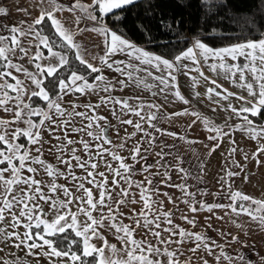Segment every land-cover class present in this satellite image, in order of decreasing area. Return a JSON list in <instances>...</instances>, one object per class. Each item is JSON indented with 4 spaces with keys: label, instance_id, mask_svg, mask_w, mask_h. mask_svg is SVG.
Returning a JSON list of instances; mask_svg holds the SVG:
<instances>
[{
    "label": "snow or ice",
    "instance_id": "snow-or-ice-1",
    "mask_svg": "<svg viewBox=\"0 0 264 264\" xmlns=\"http://www.w3.org/2000/svg\"><path fill=\"white\" fill-rule=\"evenodd\" d=\"M138 0H91L85 3L84 0H71L70 4L60 3L59 0H36L35 8L39 15L34 17L31 22L19 21L11 26L0 25L7 34H0V112L8 114V118L0 117V244L16 249L24 248L27 255L38 257L43 255L49 260V264H89V258L94 264H192L193 257L188 256L184 261L179 259L178 253L183 254L180 246L187 241L193 243V247L188 251L193 255L197 251H202L213 256L216 264L224 260L226 264H256V262L247 259L240 252L235 255L225 251V245L218 244L215 240L207 237L203 232H191L180 225L173 223L172 211H164L163 201L154 200L153 196L159 194V189L153 186V174L150 169L153 167L164 168L162 175L167 179H162L161 183H167L171 179L170 169H175L184 176L189 173L181 165L183 158L177 156L173 165L161 164L166 155L163 151L155 153L159 158L156 164H141V172L148 173L144 181H135L132 179L133 165L126 164L124 158L116 152L104 148V144H111L107 136V129L101 127L99 121L106 120L105 117L92 115L87 116L84 112L68 113L69 116H81L88 119L89 123L86 128H73L74 132L87 130V135L94 140L102 141L96 144V156L103 158L107 153L113 160L118 161L117 168H112L111 164L106 163L108 170L113 174L112 184L119 191L113 196V192L107 189V176L102 172H95L97 163L90 156L88 161H81L77 156L76 149L73 148L71 159H65L63 150L57 148V160L64 164L68 170V175L72 181L77 183V190L82 192L80 196H73L72 192L64 185L55 182L56 176H64L65 173L55 169L51 164H46L39 156L33 157L30 154L29 147L18 141L23 137L27 140L28 145H39L41 140V127L45 121L55 123L52 120V114L63 116L65 109L62 108L60 101L65 95L85 93L86 90H93L103 83L102 90L109 92L115 85L104 82L101 67L106 65L107 68L124 74L127 80H134V73L140 71V67L131 62L112 60L111 57L122 53L130 58V61L137 60L141 64L150 65L161 75L154 76L147 72L153 80L159 82L160 94H166L170 87L174 86L176 77L174 73L179 69H187L185 74L191 71L199 73L200 77L204 76L200 68L201 62L208 64L212 71H222L225 78L230 80L234 85L247 92V96L237 95L227 89H221L222 86L217 84L216 80H210L213 87L206 90V98L222 108L224 111H230L241 123L234 127L251 135L253 139L264 138V126H259L254 119L249 117H259L264 111V33H261L258 39L245 38L242 42L213 48L200 39H196L192 46L182 50L173 60L154 55L144 48L137 46L127 39L119 28L113 30L106 23V18L113 20V23L121 21L123 17L120 12L126 10L129 6L136 4ZM202 4L210 3V0H201ZM25 15H30L27 9H18ZM68 12L69 17H63V13ZM9 9L0 6V15L7 16ZM60 14V16L57 15ZM54 34L45 33L43 25L45 21ZM90 22L91 26H84V22ZM179 24V21L175 22ZM163 26V22H162ZM141 27V25H138ZM142 30H146L142 28ZM84 32L96 33L101 38L100 45L93 47H102L103 55H95L89 51L88 47L80 42L77 37ZM147 34V33H146ZM35 49V51H33ZM45 51L47 55H45ZM71 57L83 66L85 73L97 74L90 83L87 75L81 74L79 69L73 68ZM27 58L28 63L33 65L34 71H30L22 63L14 62ZM243 58V63H241ZM184 60H189L195 66L189 68L184 64ZM231 61V62H229ZM67 73V75H65ZM166 73V75H164ZM17 74H22L23 79ZM193 87L199 84L195 76H190ZM26 81L28 83H26ZM47 81V86H46ZM137 83L144 81L136 80ZM117 83L121 88L126 87L125 80H119ZM145 87H155V85L144 84ZM48 87L54 90V95H50ZM185 104L188 103L178 90L174 92ZM195 95L199 97V93ZM217 99H213V97ZM38 98L46 102V109L33 107V98ZM230 97H235L241 102L240 106H234L228 103L227 108H223L220 101H229ZM104 103L120 105L122 113H132L139 117V120L133 124L131 119L121 120V123L133 125L136 131L144 132L148 145L154 146L156 136L152 132H145L142 122L147 123L150 128L156 132H161L169 136H176V133L166 132L163 129L156 128L153 121L158 119L157 113L160 106L153 103H145L136 98L135 106L131 105L128 100H121L111 96L101 97ZM76 105H73L75 109ZM87 109L95 113L97 105H86ZM145 109L148 111L145 112ZM212 111H216L215 108ZM115 115V110H113ZM192 115L196 117L189 127L200 120L205 129L211 133L207 138L217 143L209 149V152L215 151L219 147V142L229 135L232 127L227 121L223 126H217L213 121L188 109L182 112L173 113L171 116L165 115V119H171L173 116ZM39 117L37 123L33 118ZM119 119V117H118ZM232 117H228L231 120ZM67 120L62 124L67 125ZM24 124L25 127H20ZM228 128L225 131L224 128ZM52 131V129H49ZM136 132L131 133L135 136ZM67 136V133H65ZM59 139V137H57ZM194 143L195 141H187ZM66 144L71 145L74 141L66 139ZM86 151H90L89 144L81 141ZM234 143V141H233ZM121 144L119 147H123ZM150 147L143 149L141 143L137 142L132 149L131 159L135 163L146 161V153ZM37 153L41 148L35 149ZM236 149L232 148L231 153ZM264 152V144H260L257 151L254 152L253 158ZM245 155V159H247ZM77 161L76 167L85 170L86 176L79 177L72 172L71 160ZM39 164L46 168L47 173L51 176L52 182L47 186L49 193L55 194L58 190L63 192L64 200L58 197L53 199L52 195L46 194L41 188V182L33 176H22V170L26 169L29 173H36L37 169L30 166ZM236 163L235 161H233ZM259 163V160H257ZM237 167L239 164L237 163ZM91 168L93 171H88ZM239 175V173L228 170V178ZM100 177L97 180L96 177ZM117 177L119 179H117ZM221 179H224L222 177ZM93 184L99 190V198L95 199L90 188L85 187V183ZM227 183V181H225ZM23 184L26 189L20 194L13 195L14 186ZM184 190L185 197H194L195 193L187 191V185H169ZM139 193V200L136 199V192ZM228 204H206L199 202L201 209L211 212L213 208H226L237 216L247 215L251 220L260 225H264V200L255 199L246 195L239 190L233 191L231 184H228ZM168 196L167 193H163ZM11 196V199L9 197ZM39 200L50 203L49 212L54 213V218L49 221L48 213L41 207ZM171 202V197H168ZM183 202L188 205L192 213L198 211L194 200L184 199ZM140 204L139 212L135 208H129V213L121 211L122 206ZM72 206L76 211H72ZM14 209H18L19 215ZM106 209V211H105ZM99 212V216H94V212ZM6 213L10 216V223H5ZM83 215L86 219L81 221L79 216ZM127 218L130 223H124ZM181 219L195 227V219H189L187 215H182ZM222 219V217H220ZM164 227H161V225ZM210 226V225H209ZM242 227L241 225H237ZM23 227L24 232L19 229ZM138 230H142L141 238L137 239ZM105 232H110L119 243H110ZM162 232L167 236L162 237ZM71 238L69 237V234ZM221 235H224L221 233ZM232 242L243 243L239 241L238 236L231 235ZM151 237L152 239H149ZM175 238V239H174ZM97 242L99 246H97ZM63 245V246H61ZM172 245H176L175 248ZM47 248V250H45ZM39 249V252L35 250ZM78 249V250H74ZM4 248H0V252ZM218 252V254H217ZM12 255L11 253L9 254ZM163 258V259H162ZM202 264H209V261L203 256L199 257ZM0 264H22L19 257L14 259H5L0 257ZM259 264H264V257H260Z\"/></svg>",
    "mask_w": 264,
    "mask_h": 264
},
{
    "label": "crops",
    "instance_id": "crops-1",
    "mask_svg": "<svg viewBox=\"0 0 264 264\" xmlns=\"http://www.w3.org/2000/svg\"><path fill=\"white\" fill-rule=\"evenodd\" d=\"M35 2L36 0H0V6H4L9 9V13L7 16L0 15V25L11 26L13 24L18 23L19 21L31 22L34 17L39 15L38 10L35 8ZM59 2L64 4H70L71 0H59ZM84 2L90 3L91 0H84ZM18 9H27L30 15H25L23 11H18ZM57 15L60 16L59 13H57ZM69 15L70 14L68 12L63 13V17H69ZM84 26L90 27L91 24L90 22L85 21ZM0 34L6 35L7 32L4 28L0 27ZM77 39L80 42L84 43L88 47L89 51H92L95 55H103L102 47H93L94 45L101 44V38L96 33L84 32L81 33L77 37ZM201 41L204 42L203 40ZM204 43L209 45L206 42ZM33 51H35V49H33ZM150 53L158 55L153 52ZM45 55H47V52H45ZM112 60L131 62L134 65L140 67L141 70L134 73V80H127L124 74L109 69L106 65H99L101 67L102 72H106L108 80L113 77L121 78V80L126 81L127 86L131 85L133 87L132 91L136 92V95L140 98V100H142L146 104L153 103L159 105L160 111L159 113H157L158 119L156 121H153V123L156 125V128L163 129L166 132H172L177 134L176 136H169L161 132H156L154 128L149 127L147 132H152L156 136L154 146H149L153 154L151 152L146 153V161H142L141 163L146 162L147 164H156L159 158L155 155V153L163 151L164 153H170V155H166L164 160L160 161V163L165 165H173L177 156H182V154L184 153L186 154L185 150L181 151L180 148H176V146H174L175 144L177 145L178 140H180L179 138L182 137L186 141L193 139L200 141L197 149L200 151L196 152L195 148H191V150L195 151L190 152L186 156L187 159L185 163L187 164L183 163L184 165H181L189 173L187 176H184L182 173H179L174 168L170 169L169 175L171 176V179L168 180L165 184L161 183L160 181L162 179H167L166 177H163L162 175H155V173L158 172L163 173L164 168L153 167L149 170L150 173L153 174L152 183L154 187H157L159 190H166L165 188H169L174 191L173 197H171V199L173 200H171V202L168 201V203L170 204L173 203L171 207H169L168 205V209L173 210V222L188 231L203 232L207 237L211 238L212 240H215L218 244L225 245V251H227L231 255H235L236 252H240L247 259H250L256 262V264H259L260 257H264V225H260L256 221L251 220L247 215L241 214L237 216L226 208H213V210L209 212L206 209H201V205L199 202L203 201L204 203L210 205L228 204V184H231V188L233 191L239 190L246 195L254 197L255 199L264 200V152L260 153L255 158H253L252 155L254 152L257 151L260 145L259 142H264V138L258 140L253 139L249 134L250 136H247V151H244L245 149L242 148L238 149L234 153L233 159L229 163V167L224 168L223 155L221 152H218L219 154L217 153V149L219 147H216L215 151L209 152V149L212 148L217 142L211 141L207 138L211 133H209L205 129L204 125L201 123L200 120H197L195 124L189 127L191 122L196 119V117H193L192 115L173 116L171 119L164 118L165 115L171 116L173 113L182 112L185 109H188L189 112L196 111L201 115V117L208 118L209 120L213 121L214 124L217 126H223L225 124V121H227L228 125L233 126L232 131H230L227 137L229 139L231 138L237 140L240 134L237 132L234 126L241 123V121L237 119L230 111H224L216 104L210 102L206 98V90L208 87H213V85L210 83V80H216L217 84L222 86L221 89H218L219 91L227 89L228 91L236 93L237 95L244 96H247V92L234 85L230 80L226 79L222 71L218 70L214 72L209 68L208 64H205L202 61L200 68L203 71L204 76L208 78L207 80H205L204 77H200L199 73L196 71H191L189 74H185L187 72V69L181 68L179 69V71H176L174 73L176 77L174 86L170 87L167 90L166 94H160L159 89L160 87H162V85H160L158 81L153 80L151 76H147V72H151L154 76H159L161 75L160 71H157L150 65L141 64L140 61H130V58L122 53L111 57L109 62H111ZM14 62L22 63L30 71H34L33 65L28 63L27 58L20 61H17L14 58ZM240 62H244L243 58H241ZM183 63L189 65V68L195 67L189 60H184ZM17 75H19L21 79L24 78L22 74ZM164 75H166V73H164ZM190 76H195L198 78L199 84L196 87H193V83L190 79ZM136 80L144 81V83H137L135 82ZM26 83L28 82L26 81ZM106 83L113 82L107 81ZM145 83L149 85H155V87H145ZM117 87H120V90L116 89L117 91H119V94H127L129 96V93L131 92L130 90H127L124 87L121 88L120 85ZM114 89H111L109 92L106 93H108L109 95H114V93L117 92ZM176 90H178L180 94L186 100H188L187 104H185L183 101H181L178 97L175 96L174 92ZM196 92L200 94L199 97L195 95ZM83 96L84 94L80 93H76L74 95L69 94V97L72 100L75 99L74 101L78 100L76 98H83ZM213 99L215 100L217 99V97L214 96ZM89 101L90 99L78 103L86 105L90 104ZM220 103L221 105H223V108H227L228 103H232L234 106L237 107H239L241 104V102L235 97H230L229 101L221 100ZM213 108H215L216 111H212ZM147 111L148 110L145 109V112ZM230 116L232 117V119L228 120V117ZM0 117L8 118V114L0 112ZM249 118L254 119L257 125L264 126V111H262L259 117L253 118L250 116ZM54 120L61 121V119ZM19 126L25 127L24 124H20ZM224 130L228 131V128L226 127L224 128ZM70 136L73 137L75 135L69 134L67 137L71 138ZM57 137H59V139H57ZM108 137L110 138V140H112V135H109ZM45 139L48 140L49 144L46 148V152L50 154L48 151L55 152L57 150L55 146L59 144L60 140L64 139V134L47 133L44 134V140ZM144 140H146V138ZM173 141L176 143H173ZM166 143H169V146ZM250 147H253V150H249ZM186 150H189V147H187ZM215 152L218 154V159L216 163L219 162V165L218 167H216L215 163L214 166L210 167L209 160ZM245 155H247V159H245ZM257 160H259V163H257ZM131 161L132 160L129 159V162L127 164L131 165ZM233 161H235L236 163H234ZM237 163L239 164V167H237ZM259 165L261 166L260 168ZM228 170L235 173H239V175L228 178L226 176V172ZM146 175H148V173H142L140 165L133 180L143 181L145 180ZM222 177H224V179H221ZM225 181H227V183ZM177 184L187 185V191L195 193V196L185 197L183 189L169 186ZM15 188L16 186H14V189ZM22 188H26V186L22 184ZM20 192L21 190L16 191L17 194H15L14 192L12 194L18 195L20 194ZM135 192L136 194H138L137 191ZM153 199L163 200L157 195H154ZM184 199H190L197 202L196 207L198 211L192 213L189 210L188 205L183 202ZM14 211H16V214L19 215L18 209H14ZM182 215H187L189 219L194 218L196 222L195 227H193V225L191 224H188L185 220L181 219ZM220 217H222V219H220ZM10 219V216H8L6 213L5 223H10ZM211 220L217 222L216 228H212V231L214 232L210 231L211 228L209 226V222ZM237 225H241L242 227H238ZM161 227H164V225L162 224ZM19 231L23 233V227H21ZM221 233H223L224 235H221ZM229 233L231 235L238 236L239 241L243 243L241 244L232 242L231 236L228 235ZM163 236H167V233L162 232V237ZM97 246H99L98 242ZM193 246L194 245L191 241H187L180 246L183 254L180 255L178 253V256L181 261H184L188 256H192V264H202V261L199 259V257L203 256L209 261V264H216V261L214 260L213 256H210L207 253L197 251V253L193 255L191 252H189L188 249ZM117 247L119 246L117 245ZM172 247L175 248L176 245H172ZM0 248H4V251L0 252V257H4L5 259H14L15 257H19L22 261V264H49V260L47 257H44L43 255H40L38 257L27 255V250L24 248L16 249L11 247L10 244L8 247H5L4 245L0 244ZM45 250H47V248H45ZM35 251L39 252V249H36ZM10 253L12 254L11 256L9 255ZM57 264H59V261H57ZM220 264H226V262L224 260H221Z\"/></svg>",
    "mask_w": 264,
    "mask_h": 264
},
{
    "label": "rangeland",
    "instance_id": "rangeland-1",
    "mask_svg": "<svg viewBox=\"0 0 264 264\" xmlns=\"http://www.w3.org/2000/svg\"><path fill=\"white\" fill-rule=\"evenodd\" d=\"M103 76H104V82L107 81H112L113 83H109L112 85H115V91H117L116 89L120 90L119 84L117 83V81L121 80V78H110L108 80V76H106V72L103 71ZM103 88V83H100V86L93 89V90H86L83 96V98H76L78 99L77 101H74L75 99H71L69 97V95H65L64 99L61 103L62 108L65 109V114L63 116H59L56 114H52V120L55 121L54 119H61V121H55V123H50L48 121H45V124L41 127L40 132H41V140H40V144L39 145H29V149H30V154L33 157L39 156L40 159H42L43 161H45L46 164H51L55 169H58L60 172L65 173L64 176H56L55 178V182L59 185H64L66 186L73 194V196H80L82 195L81 191L77 190V183L78 182H74L72 181L71 177L68 175V170L65 167L64 164L60 163L57 160V155H58V151L56 150L55 152H51L48 151L50 154H48L46 152V148L49 145L48 144V140L45 139L44 140V134H53V133H62L64 134V139L59 141V144H57L55 147L62 149L63 150V156L65 159H71V155H72V149L75 148L76 149V155L80 157L81 161H88L89 157L91 156L93 158V161L97 163V168L95 169V172H102L105 174V176H107V189L112 190L113 192V196L116 195V193L119 191L118 188H114L113 184H112V180H113V174L108 170L106 163L111 164L112 168H117L119 165L118 161H115L112 159V157L110 155H108L107 153H104L103 158H99L96 156V144L98 143H102V141H97L94 140L92 137L89 138V136L87 135V130L82 131V132H74L72 131L73 128H86V125L89 123L88 119H86L85 117H81V116H75V115H71L69 116L68 113H72L73 111L75 112H84L86 113L87 116H92V115H98V116H102L105 117L106 120H101L99 121L101 127L106 128L107 129V136H111L112 135V140H111V144H104L103 147L110 149L113 152H116L119 156L124 158V162L127 164L129 162V159H131V155H132V149L136 146L137 142L141 143V148H142V154H143V149L146 147H149L148 143L145 139L144 136V132H139L136 131V129L133 127V125H128V124H123L121 123V120H128L131 119L133 121V124H135L138 120L139 117L133 115L132 113H122L120 110V105H113L112 103H104L101 100V97H108L111 96L113 98H117V99H121V100H128L129 103L133 106L136 105L137 100L136 98L138 97L136 95V92L132 91L133 87L130 86H126L124 87L127 90H130L131 92L129 93V96L127 94L125 95H121L119 94V91L115 92L114 95H109L108 93L104 92L102 90ZM92 95V96H91ZM100 95V96H99ZM98 96V97H97ZM76 97V96H75ZM95 97V98H94ZM94 98V101H93ZM88 99H90L89 103L90 104H86V105H97V107L95 108V113H93L92 111H90L89 109H87L82 103H78V102H84L87 101ZM68 102H66V101ZM77 102V103H76ZM73 105H76L75 109H73ZM113 110H115V115L113 114ZM119 117V119H118ZM67 120L69 123L67 125L62 124V121ZM144 123V122H142ZM142 127L144 128L145 132H147V130L149 129V125L146 124H142ZM49 129H52V131H50ZM236 129V128H235ZM237 132L240 134L237 138V140L235 139H229L227 136L224 137L222 139V141L219 142V148L217 149V153L221 152L223 155V166L224 168L229 167V163L232 161L233 159V155L234 153L230 154V150L232 148H235L236 151L238 149H245L244 151H247V144H248V139L247 136H250L248 133L238 130L236 129ZM109 131V133H108ZM136 132L135 136H131V133ZM65 133H67V136L70 135H75L71 138H68L67 136H65ZM111 133V134H110ZM77 134V135H76ZM80 135V136H79ZM194 136V135H193ZM66 139H70L72 141H74L73 144L68 145L65 143ZM180 140H178L177 145L175 144L174 146H176V148H180L181 151L185 150L186 154H182L183 158V163L186 162L187 159V155L190 152H193L196 150V152H199L200 150L198 149V144L200 141L193 139V140H189V141H195L194 143H188L185 139H183L182 137L179 138ZM81 141H86L89 144V148L90 151H86L84 149L83 144L81 143ZM145 141V142H144ZM234 141V143H233ZM173 143H176L173 141ZM186 143H187V147H189V150H186ZM121 144H123L124 146L121 148L119 147ZM169 146V143H166ZM259 144H264V142H259ZM37 147L41 148V152L42 155L40 153H37L35 151V149ZM54 147V148H55ZM191 148H195V150H191ZM249 150H253V147H250ZM235 151V152H236ZM152 154V150L150 149V151ZM216 152L214 153V155L211 157V159L209 160L210 164L209 166L212 167L215 165L217 159H218V154ZM261 158V157H258ZM132 160V159H131ZM131 165H133L132 168V172H133V176L132 179H134L136 173H137V169L140 167V165L142 163H135L133 162V160L131 161ZM30 164V166L34 167L37 169L36 173H29L26 169L22 170V176L24 177H28V176H33L36 180H39L41 182V188L42 190L49 195H52L53 199H56L57 197L60 200H64L65 197L63 195V192L58 190L55 194H51L49 193L48 190V185L52 182V177L48 175L47 170L44 166L39 165V164H31V162H27ZM72 163V172L79 177H84L86 176V172L85 170L76 167L77 165V161L75 159L71 160ZM173 164V163H172ZM182 164V166L184 165ZM219 162L216 163V167H218ZM261 166L259 165V168ZM264 168V166H263ZM88 171H93L91 168H88ZM97 180H100V177H96ZM117 179H119L117 177ZM144 181V180H143ZM85 183V187L86 188H90L93 192V196L95 199L99 198V190L97 189V187H95L93 184ZM27 187V186H26ZM166 187V186H165ZM26 188H22V184L20 185H16V188L13 190V192L15 194L16 191H22ZM166 190H159V194H157V196L161 199H163V209L164 211H169L168 209V205L169 207L172 206V204L168 203L169 199L168 197H173V190L169 189V188H165ZM133 191H137L135 188H133ZM163 193H167L168 196H164ZM139 194V193H138ZM136 194V199L139 200V195ZM10 199V197H9ZM38 202L40 203L41 207L44 209L45 212L48 213V220L51 221L54 218V213L49 212V208H50V203H45L42 200H39V198H37ZM173 200V199H171ZM141 205L140 204H135V205H129V206H122L121 207V211L123 213H125V216H127V214L129 213V208H135L137 212H139ZM168 209V210H167ZM72 211H76V207L72 206ZM106 211V209H105ZM173 213V210H171ZM94 216H99V212H94L93 213ZM173 217V215H172ZM79 219L81 221H84L86 218L81 215L79 216ZM124 223H130V221L125 218L124 219ZM175 224V222H173ZM210 231H212V228H216V221H210ZM261 230V229H259ZM106 235V237L108 238L110 243H117V245L119 246V243L117 242V240L114 238V236L110 233V232H105L104 233ZM142 235V230H138V234H137V239L141 238ZM149 239H152L151 237H148Z\"/></svg>",
    "mask_w": 264,
    "mask_h": 264
},
{
    "label": "trees",
    "instance_id": "trees-1",
    "mask_svg": "<svg viewBox=\"0 0 264 264\" xmlns=\"http://www.w3.org/2000/svg\"><path fill=\"white\" fill-rule=\"evenodd\" d=\"M119 15L123 19L116 23L106 18L109 28H119L131 42L167 59H173L196 39L221 47L242 42L245 38L258 39L264 33V0H210L205 4L201 0H138ZM43 27L45 33L55 38L47 20ZM70 59L73 68L87 75L91 83L97 74L85 73L74 57L70 55ZM48 91L54 95L51 87ZM33 107L46 109L47 105L34 97ZM33 119L38 123L40 118ZM18 142L29 146L23 137ZM89 264H94L91 258Z\"/></svg>",
    "mask_w": 264,
    "mask_h": 264
}]
</instances>
